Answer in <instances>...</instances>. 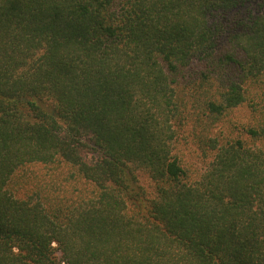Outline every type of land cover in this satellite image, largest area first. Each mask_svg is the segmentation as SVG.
I'll return each mask as SVG.
<instances>
[{
    "label": "trees",
    "instance_id": "obj_1",
    "mask_svg": "<svg viewBox=\"0 0 264 264\" xmlns=\"http://www.w3.org/2000/svg\"><path fill=\"white\" fill-rule=\"evenodd\" d=\"M256 82L264 0H0V264H264Z\"/></svg>",
    "mask_w": 264,
    "mask_h": 264
},
{
    "label": "rangeland",
    "instance_id": "obj_2",
    "mask_svg": "<svg viewBox=\"0 0 264 264\" xmlns=\"http://www.w3.org/2000/svg\"><path fill=\"white\" fill-rule=\"evenodd\" d=\"M250 90L252 91L251 96L248 97V100L244 102L241 107L235 109L224 118L211 123L212 132L220 134L222 137H228L229 139L238 137L244 139L245 135L243 133V128L248 125H254L257 121L264 119V86L260 82H256L254 87ZM188 135L189 131H186V141L183 140V143L179 144V153H181L185 162L188 161L187 165L192 173L197 175L196 173L201 171L203 167V163L201 162V150L198 148L197 144L191 141L192 139ZM194 157H197V159ZM63 171L65 170H59L58 173ZM28 173L34 174L36 173V169L27 170L24 174L21 173L19 175L16 181L18 185L14 190L18 192L20 197L22 194L29 191L23 184L25 179L23 177ZM143 183L147 184L144 179Z\"/></svg>",
    "mask_w": 264,
    "mask_h": 264
}]
</instances>
